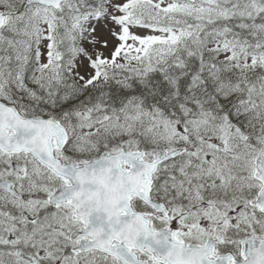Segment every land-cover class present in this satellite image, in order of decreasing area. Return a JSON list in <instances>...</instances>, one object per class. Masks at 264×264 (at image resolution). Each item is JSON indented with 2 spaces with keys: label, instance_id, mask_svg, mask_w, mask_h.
I'll list each match as a JSON object with an SVG mask.
<instances>
[{
  "label": "snow or ice",
  "instance_id": "obj_1",
  "mask_svg": "<svg viewBox=\"0 0 264 264\" xmlns=\"http://www.w3.org/2000/svg\"><path fill=\"white\" fill-rule=\"evenodd\" d=\"M0 264H264V0H0Z\"/></svg>",
  "mask_w": 264,
  "mask_h": 264
}]
</instances>
